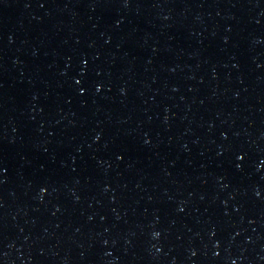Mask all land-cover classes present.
Returning a JSON list of instances; mask_svg holds the SVG:
<instances>
[{
  "label": "water",
  "instance_id": "1",
  "mask_svg": "<svg viewBox=\"0 0 264 264\" xmlns=\"http://www.w3.org/2000/svg\"><path fill=\"white\" fill-rule=\"evenodd\" d=\"M0 264H264V0H0Z\"/></svg>",
  "mask_w": 264,
  "mask_h": 264
}]
</instances>
